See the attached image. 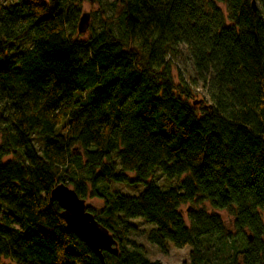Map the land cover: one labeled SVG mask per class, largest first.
Instances as JSON below:
<instances>
[{
    "label": "trees",
    "instance_id": "16d2710c",
    "mask_svg": "<svg viewBox=\"0 0 264 264\" xmlns=\"http://www.w3.org/2000/svg\"><path fill=\"white\" fill-rule=\"evenodd\" d=\"M104 1L0 0V264H162L129 243L138 219L189 264H264V0H114L81 39L82 4ZM178 46L203 98L172 79ZM155 169L184 179L163 191ZM58 185L103 202L86 211L116 256L66 232Z\"/></svg>",
    "mask_w": 264,
    "mask_h": 264
},
{
    "label": "rangeland",
    "instance_id": "374dc122",
    "mask_svg": "<svg viewBox=\"0 0 264 264\" xmlns=\"http://www.w3.org/2000/svg\"><path fill=\"white\" fill-rule=\"evenodd\" d=\"M113 1L114 0H105L104 3L101 6L98 5H89L88 3H83L80 11L79 17H81L82 14L86 13L89 15L88 20V29L86 33L79 34L81 36V39H86L90 33L91 30H98L100 26L102 25L103 21L108 19L110 15H113L116 11L115 7H113ZM223 11L225 9L220 6ZM115 9V11H114ZM171 57V76L175 84L179 83V81L182 79L183 81H188L191 85L194 87V93L197 95H200L201 98L205 96V90L202 87L200 82H196V84H193L195 81L194 73H193V66L191 64L190 58L185 51L184 47L178 46L175 48V54H170ZM200 98V97H199ZM9 160V158L7 159ZM130 179H132V176H130ZM184 177H181L180 180L172 179L169 180L165 178L161 172L158 169L154 170V175L150 179L152 183L156 187H158L161 190H177L179 188V182L182 181ZM111 188V191L119 192L125 196H137L140 192L144 190V184H116L112 183L109 185ZM70 188V187H69ZM71 189V188H70ZM84 204L86 207H91L96 210H100L103 207V202L98 199H91L87 198L84 200ZM205 210L207 212L216 213L218 214L226 226L231 229L233 218L229 215L226 211H213L209 208L208 205L204 206ZM188 211L187 206H183L180 209V213L183 216V219L188 226L187 221V214ZM263 219H264V210L262 211ZM130 225H132L133 228L128 229L127 233V239L129 240V243H134L135 245H142L146 252L147 257L150 261H159L162 264H189V252L190 248H175L170 244L165 245V249L161 250L160 248H157L156 246L150 245L146 240L145 233L150 230V226L146 225L141 220H131ZM147 234V233H146ZM128 247V246H127ZM128 249L131 250L130 247ZM4 264H10L9 261H4Z\"/></svg>",
    "mask_w": 264,
    "mask_h": 264
},
{
    "label": "water",
    "instance_id": "95a60500",
    "mask_svg": "<svg viewBox=\"0 0 264 264\" xmlns=\"http://www.w3.org/2000/svg\"><path fill=\"white\" fill-rule=\"evenodd\" d=\"M255 10V2H252ZM89 15L84 13L79 18L77 31L86 33ZM51 200L61 208V217L65 223V230L81 240L85 246L94 253L100 261H104L103 253L116 256L118 253L117 242L112 235L97 223L93 215L86 211L84 200L65 185H58L50 192Z\"/></svg>",
    "mask_w": 264,
    "mask_h": 264
}]
</instances>
